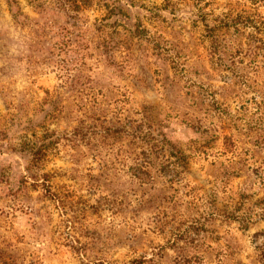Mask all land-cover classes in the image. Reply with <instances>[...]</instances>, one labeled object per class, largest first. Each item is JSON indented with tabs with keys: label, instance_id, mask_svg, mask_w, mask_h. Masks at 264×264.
<instances>
[{
	"label": "rangeland",
	"instance_id": "rangeland-1",
	"mask_svg": "<svg viewBox=\"0 0 264 264\" xmlns=\"http://www.w3.org/2000/svg\"><path fill=\"white\" fill-rule=\"evenodd\" d=\"M262 203L264 0H0V264H262Z\"/></svg>",
	"mask_w": 264,
	"mask_h": 264
},
{
	"label": "trees",
	"instance_id": "trees-1",
	"mask_svg": "<svg viewBox=\"0 0 264 264\" xmlns=\"http://www.w3.org/2000/svg\"><path fill=\"white\" fill-rule=\"evenodd\" d=\"M19 12L16 10L11 13V16L13 19L17 17ZM261 24V23H260ZM47 143L41 140L40 142H36L33 139L29 140H23L17 145L16 152L24 155L29 160H40L43 158L46 152ZM170 164L167 161H164V167H168ZM134 170L141 171L140 164H137L135 162L134 164ZM25 177V176H23ZM260 215L264 217V203H262L260 208ZM264 222V220H263ZM258 236H260V242L258 245H256V241H258ZM253 244H254V250L256 251V256L260 260L262 264H264V229L253 236Z\"/></svg>",
	"mask_w": 264,
	"mask_h": 264
}]
</instances>
